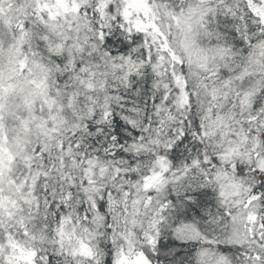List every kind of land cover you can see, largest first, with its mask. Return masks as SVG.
Instances as JSON below:
<instances>
[{
    "label": "snow or ice",
    "instance_id": "6c2138e0",
    "mask_svg": "<svg viewBox=\"0 0 264 264\" xmlns=\"http://www.w3.org/2000/svg\"><path fill=\"white\" fill-rule=\"evenodd\" d=\"M0 264H264V0H0Z\"/></svg>",
    "mask_w": 264,
    "mask_h": 264
}]
</instances>
